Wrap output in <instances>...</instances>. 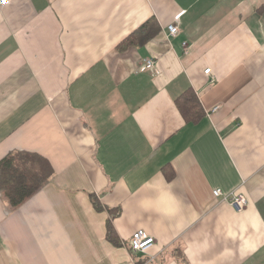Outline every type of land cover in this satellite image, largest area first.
I'll list each match as a JSON object with an SVG mask.
<instances>
[{
  "label": "crops",
  "instance_id": "1",
  "mask_svg": "<svg viewBox=\"0 0 264 264\" xmlns=\"http://www.w3.org/2000/svg\"><path fill=\"white\" fill-rule=\"evenodd\" d=\"M151 18L160 33L120 50ZM187 90L199 123L176 105ZM16 152L53 175L16 208L0 191V264H264V0H11L0 161ZM138 231L156 240L146 254Z\"/></svg>",
  "mask_w": 264,
  "mask_h": 264
},
{
  "label": "trees",
  "instance_id": "2",
  "mask_svg": "<svg viewBox=\"0 0 264 264\" xmlns=\"http://www.w3.org/2000/svg\"><path fill=\"white\" fill-rule=\"evenodd\" d=\"M160 33V27L154 18L135 30L120 45V50L128 47L143 46ZM176 105L187 123H199L205 112L192 90H187L176 99ZM53 170L48 161L36 154L16 152L0 161V191L7 197L11 207H18L41 190L51 180ZM94 207L101 211V205L91 196ZM118 216L120 211H111ZM107 239L116 246L119 239L110 220L107 222ZM187 262V261H186Z\"/></svg>",
  "mask_w": 264,
  "mask_h": 264
},
{
  "label": "built area",
  "instance_id": "3",
  "mask_svg": "<svg viewBox=\"0 0 264 264\" xmlns=\"http://www.w3.org/2000/svg\"><path fill=\"white\" fill-rule=\"evenodd\" d=\"M11 3V0H0V7H6ZM182 14L177 15L175 18V22H179ZM169 34L170 36H176L179 33L178 24H172L169 26ZM186 51L188 50L187 44ZM156 67L155 59H146L143 61L141 65L142 72L152 71ZM205 74L213 77L212 69H207ZM215 79V77H213ZM212 78V79H213ZM214 82V80L212 81ZM214 196L218 199H221L224 202L229 203L232 207L237 210H242L248 205V200L244 195L237 193H224L220 189H216L213 192ZM156 244V240L154 237L148 235L144 231L136 232L130 241V249L134 254H146L148 253Z\"/></svg>",
  "mask_w": 264,
  "mask_h": 264
}]
</instances>
